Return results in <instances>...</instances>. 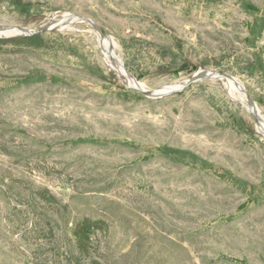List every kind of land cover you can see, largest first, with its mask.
I'll use <instances>...</instances> for the list:
<instances>
[{"label":"rangeland","instance_id":"obj_1","mask_svg":"<svg viewBox=\"0 0 264 264\" xmlns=\"http://www.w3.org/2000/svg\"><path fill=\"white\" fill-rule=\"evenodd\" d=\"M0 264H264V0H0Z\"/></svg>","mask_w":264,"mask_h":264},{"label":"water","instance_id":"obj_2","mask_svg":"<svg viewBox=\"0 0 264 264\" xmlns=\"http://www.w3.org/2000/svg\"><path fill=\"white\" fill-rule=\"evenodd\" d=\"M85 21H87V22H89L90 24H92L93 27L95 28V30H97L98 27H96L91 21H88V20H85ZM51 29H52V28L47 27V28H44V29L39 30V31L24 33V35L31 36V35H34V34L43 33V32H45V31H48V30H51ZM193 72H194V71H193ZM221 76H222V75H221ZM196 78H198V74H197V72L193 74L191 81L188 82L187 84L191 83V82H192L193 80H195ZM234 83H235L236 85H238V87H239V88H240V89L246 94L244 88H243L239 83H237V82H234ZM187 84H185L184 87L187 86ZM143 92H144V91H143ZM144 93L146 94V92H144Z\"/></svg>","mask_w":264,"mask_h":264},{"label":"trees","instance_id":"obj_3","mask_svg":"<svg viewBox=\"0 0 264 264\" xmlns=\"http://www.w3.org/2000/svg\"><path fill=\"white\" fill-rule=\"evenodd\" d=\"M35 38H36V39H40L41 37H40V36H36ZM30 39H32V37L25 38V40H30Z\"/></svg>","mask_w":264,"mask_h":264},{"label":"bare ground","instance_id":"obj_4","mask_svg":"<svg viewBox=\"0 0 264 264\" xmlns=\"http://www.w3.org/2000/svg\"><path fill=\"white\" fill-rule=\"evenodd\" d=\"M101 31V30H100ZM101 33V32H100Z\"/></svg>","mask_w":264,"mask_h":264}]
</instances>
